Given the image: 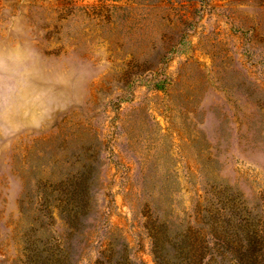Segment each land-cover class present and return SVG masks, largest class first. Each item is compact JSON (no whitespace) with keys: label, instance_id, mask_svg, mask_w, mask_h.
Wrapping results in <instances>:
<instances>
[{"label":"rangeland","instance_id":"rangeland-1","mask_svg":"<svg viewBox=\"0 0 264 264\" xmlns=\"http://www.w3.org/2000/svg\"><path fill=\"white\" fill-rule=\"evenodd\" d=\"M17 30L59 83L0 119V264H264V0H0Z\"/></svg>","mask_w":264,"mask_h":264},{"label":"clouds","instance_id":"clouds-1","mask_svg":"<svg viewBox=\"0 0 264 264\" xmlns=\"http://www.w3.org/2000/svg\"><path fill=\"white\" fill-rule=\"evenodd\" d=\"M58 83L55 74L22 33L10 42L0 41V119H12L20 115L24 107L38 108L40 103L53 111V106L46 101ZM37 97L39 100L33 105Z\"/></svg>","mask_w":264,"mask_h":264},{"label":"trees","instance_id":"trees-1","mask_svg":"<svg viewBox=\"0 0 264 264\" xmlns=\"http://www.w3.org/2000/svg\"><path fill=\"white\" fill-rule=\"evenodd\" d=\"M75 217H74V220H73V222H72V228H74V229H76V230H78L79 229V224H78V214L75 212V215H74ZM26 257H29V256H26ZM53 258V257H52ZM55 259V262L57 263L58 262V264H68V257H66L65 259L64 258H62V257H56V258H54ZM32 259H30V264H38L37 263V261H31ZM50 260H48V258H46L45 260H44V262H49Z\"/></svg>","mask_w":264,"mask_h":264}]
</instances>
